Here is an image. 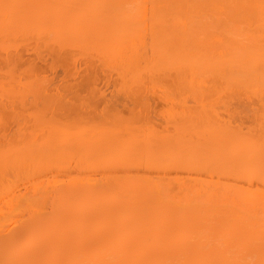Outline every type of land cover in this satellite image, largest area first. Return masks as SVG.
Masks as SVG:
<instances>
[{
    "label": "bare ground",
    "instance_id": "6f19581e",
    "mask_svg": "<svg viewBox=\"0 0 264 264\" xmlns=\"http://www.w3.org/2000/svg\"><path fill=\"white\" fill-rule=\"evenodd\" d=\"M0 264H264V0H0Z\"/></svg>",
    "mask_w": 264,
    "mask_h": 264
}]
</instances>
